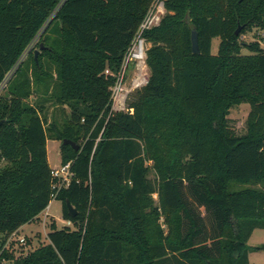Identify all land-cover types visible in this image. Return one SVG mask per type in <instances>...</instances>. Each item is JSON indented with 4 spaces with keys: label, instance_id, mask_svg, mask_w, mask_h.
Returning a JSON list of instances; mask_svg holds the SVG:
<instances>
[{
    "label": "trees",
    "instance_id": "obj_1",
    "mask_svg": "<svg viewBox=\"0 0 264 264\" xmlns=\"http://www.w3.org/2000/svg\"><path fill=\"white\" fill-rule=\"evenodd\" d=\"M152 2L0 0V250L54 193L73 223H52L48 242L25 255L3 250L11 264H251L264 250L247 245L264 229V0H164L142 33L147 80L113 109ZM254 28L258 40L241 39ZM37 34V59L29 51L19 62ZM241 103L250 109L236 134L228 115ZM48 104L60 121L48 120ZM47 139L70 163L59 189Z\"/></svg>",
    "mask_w": 264,
    "mask_h": 264
},
{
    "label": "rangeland",
    "instance_id": "obj_2",
    "mask_svg": "<svg viewBox=\"0 0 264 264\" xmlns=\"http://www.w3.org/2000/svg\"><path fill=\"white\" fill-rule=\"evenodd\" d=\"M263 33L254 28L252 31L243 34L241 39L245 42H253L259 39ZM39 40V34H37L33 40L28 45L27 49L21 55L19 62L23 61L29 51H33L38 48L37 44ZM220 39L218 37L213 38L212 40V53L216 54L218 49ZM262 45V42H260ZM148 44L146 43V48ZM243 53H247V50L243 49ZM18 62V63H19ZM136 68V65L131 62L128 65V69L125 74V85L124 89L117 96V102H113L112 107L116 110L124 109V99L126 95H130L136 88L143 85L148 77L149 70L145 64H139ZM13 72V71H11ZM10 74V73H9ZM7 74V77L9 76ZM6 77V78H7ZM138 83V86L135 84ZM6 84V79L0 85V91L3 90L4 85ZM29 102H33V98L28 99ZM123 102V103H122ZM49 105V104H48ZM249 104L241 103L240 105L233 106L230 109L228 118H229V126L236 134H242L246 129V116L249 112ZM65 112H68V108L65 107ZM48 120L56 119L60 121L62 118V110L57 106L49 105L47 111ZM60 144L61 141L56 139L47 140V149H48V157L49 162L52 167H57L60 165ZM151 178H154V174L151 172L149 175ZM241 186V184H239ZM244 186V185H243ZM156 199V194L153 196ZM202 214H204V209L201 210ZM52 223H54L55 228L60 229L66 226V219L63 218L62 215V201L56 198H53L49 206L44 209L39 215L38 218L31 220L25 224H23L17 230V237H26V243L20 245L17 241H13L11 244V249L15 250L16 255L23 254L25 255L29 251L34 250L41 244H45L48 242L47 234L51 231ZM71 228L73 226H70ZM1 239V237H0ZM16 240V239H15ZM264 243V229H255L250 236L247 245L250 247L258 246ZM249 261L251 264H264V250L252 251L249 254Z\"/></svg>",
    "mask_w": 264,
    "mask_h": 264
},
{
    "label": "built area",
    "instance_id": "obj_3",
    "mask_svg": "<svg viewBox=\"0 0 264 264\" xmlns=\"http://www.w3.org/2000/svg\"><path fill=\"white\" fill-rule=\"evenodd\" d=\"M164 13H165L164 0H153L141 24L139 25L136 36L134 37V39L132 40L131 44L129 45V47L127 48L124 54L120 71L118 72L116 76L115 84L112 87V100L114 103L117 102L116 100L117 96L124 89L125 74L128 69V65L131 62H133L136 65V68H138L137 66L139 64H143L145 66L146 42L142 37V33L144 32V30L157 25L161 17L164 15ZM138 85H139L138 83L135 84V86ZM51 174L58 179V182L55 185L58 189L61 188L62 186H67L72 177V172L70 170V163L67 162L65 164H60L59 166L52 168ZM55 197H56V193L52 195V198ZM65 224L66 226H73L71 220H66ZM16 232L17 231L13 232L8 236L5 244L0 250V264H11L10 260H7L4 257H2V252L5 249L11 251L12 250L11 244L13 243V241H17V243H19L20 245L26 243V237H17Z\"/></svg>",
    "mask_w": 264,
    "mask_h": 264
},
{
    "label": "water",
    "instance_id": "obj_4",
    "mask_svg": "<svg viewBox=\"0 0 264 264\" xmlns=\"http://www.w3.org/2000/svg\"><path fill=\"white\" fill-rule=\"evenodd\" d=\"M239 29H240V26H238L236 28L235 32L238 33ZM191 48H192V51L194 53L199 52L198 41H197V32L195 31L194 28H192V30H191ZM41 49H43L42 43L39 44L38 48L33 50V54H34L35 59H37L38 53L40 52ZM1 122L2 121H0V124H1ZM62 144H71L75 150L78 149V145L76 143H74L73 141L68 140V139L62 140ZM66 206H67L69 215L72 217L75 216L76 210L68 201H66Z\"/></svg>",
    "mask_w": 264,
    "mask_h": 264
},
{
    "label": "crops",
    "instance_id": "obj_5",
    "mask_svg": "<svg viewBox=\"0 0 264 264\" xmlns=\"http://www.w3.org/2000/svg\"><path fill=\"white\" fill-rule=\"evenodd\" d=\"M47 140H49V139H47ZM46 144H47V142H46ZM46 148H47V146H46ZM47 158H48V163H49V166L51 167V168H54V167H52L51 165H50V162H49V157H48V149H47ZM253 233V232H252ZM252 235V234H251ZM250 254V253H249Z\"/></svg>",
    "mask_w": 264,
    "mask_h": 264
}]
</instances>
